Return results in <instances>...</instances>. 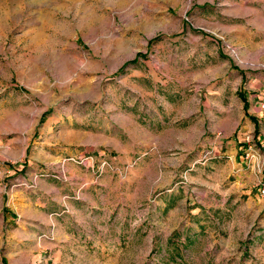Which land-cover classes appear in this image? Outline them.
Instances as JSON below:
<instances>
[{
  "label": "rangeland",
  "instance_id": "obj_1",
  "mask_svg": "<svg viewBox=\"0 0 264 264\" xmlns=\"http://www.w3.org/2000/svg\"><path fill=\"white\" fill-rule=\"evenodd\" d=\"M254 81L264 0H0V215L89 231L40 264H264V209L227 217L209 187L236 181L214 151Z\"/></svg>",
  "mask_w": 264,
  "mask_h": 264
},
{
  "label": "crops",
  "instance_id": "obj_2",
  "mask_svg": "<svg viewBox=\"0 0 264 264\" xmlns=\"http://www.w3.org/2000/svg\"><path fill=\"white\" fill-rule=\"evenodd\" d=\"M254 83V87L251 85L247 88L243 87L241 99L239 98L240 105H238L237 118L233 122L231 140L221 142L215 146L214 158H229V161H227L228 168H225L221 175L226 179L229 177L236 178V181L232 183L229 182L223 185V183L218 182L215 186H209L211 191L216 193V198L219 195L221 197L215 201V206L230 208L226 209L227 217L232 215V211H236L240 207L246 209L249 214H256L254 217H260L262 215L260 212L264 209V201L258 192L259 183H264V171L261 174L255 173L246 166L242 156L246 136L253 137L257 143H264V83L259 81H254ZM87 172L89 174V171ZM221 175L219 174V176ZM80 185L84 190L90 186L98 185V183L90 182L88 179V181H82ZM73 199L76 200L74 197ZM53 201L59 205L58 207L65 208L67 212L70 211L64 200ZM82 201L84 200L82 199ZM29 207L31 212L28 215L17 217L13 216L6 206L2 207L0 215L2 226L9 228L11 225H17L15 227L22 235L16 234L17 237H13L11 233L6 231V238L0 239V247L8 249L11 245L16 244L19 248H22L17 254H22L24 257L29 253V262H33V264L45 262L48 253L52 254L51 258L54 257L56 263L62 260L64 252L66 259H72V255H77V251H75V248H77L75 246L76 239L77 237L83 238L85 241L86 237H89V231L87 232L73 218L70 220L67 216L59 218V214L56 215L58 218H53L44 209ZM208 219L216 225L219 224L218 219L213 216ZM94 227L98 229V226L94 225Z\"/></svg>",
  "mask_w": 264,
  "mask_h": 264
},
{
  "label": "built area",
  "instance_id": "obj_3",
  "mask_svg": "<svg viewBox=\"0 0 264 264\" xmlns=\"http://www.w3.org/2000/svg\"><path fill=\"white\" fill-rule=\"evenodd\" d=\"M243 161L246 166L257 174H261L264 166V143H257L251 136H246L243 147ZM77 164H83L85 160H74ZM259 196L264 201V183H259Z\"/></svg>",
  "mask_w": 264,
  "mask_h": 264
}]
</instances>
